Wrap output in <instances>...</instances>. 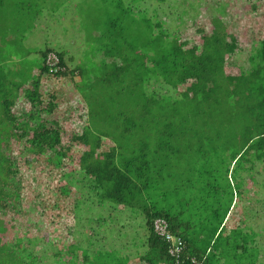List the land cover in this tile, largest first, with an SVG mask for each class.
I'll return each instance as SVG.
<instances>
[{
    "label": "trees",
    "instance_id": "1",
    "mask_svg": "<svg viewBox=\"0 0 264 264\" xmlns=\"http://www.w3.org/2000/svg\"><path fill=\"white\" fill-rule=\"evenodd\" d=\"M104 1L119 14L88 36L102 48L95 53L100 64L70 66L60 51L65 71L49 74L45 59L56 51L43 42L35 44L43 48L35 75L8 69L5 61L13 54L7 51L0 61V264H212L215 257L220 263L228 250L212 248L217 236L228 249L235 240L236 253L256 264L264 228L258 233L248 224L259 214L245 203L252 189L245 185L247 178L249 186L254 184L262 171L256 167L264 164V37L256 38L264 24L255 18L264 10L245 0L234 20L227 3L217 0L190 43L165 25L176 10L171 3L165 9L166 0H155L158 7L150 12L141 10L144 17L134 15V6L123 8L122 0ZM238 20L240 30L233 31ZM124 29L126 37L113 32ZM109 35L122 41L109 46ZM241 36L251 38L252 45L248 67L235 71L229 67L232 56L244 52ZM7 43L0 41V52ZM27 169L48 178L24 194L18 180ZM216 173L226 181L223 186ZM230 177L235 193L229 196ZM154 179L164 205L143 201L155 192ZM28 191L38 205L53 191L61 197L53 206L62 201L70 207L63 217L71 221L67 238L62 233L54 240L48 231L9 235V214L23 208ZM207 210L209 220L197 216ZM137 216L140 221H125ZM158 218L181 242L177 255L170 253L172 243L155 234ZM132 226L137 229L129 237L124 231Z\"/></svg>",
    "mask_w": 264,
    "mask_h": 264
},
{
    "label": "rangeland",
    "instance_id": "2",
    "mask_svg": "<svg viewBox=\"0 0 264 264\" xmlns=\"http://www.w3.org/2000/svg\"><path fill=\"white\" fill-rule=\"evenodd\" d=\"M122 2L123 8L128 7L133 9L134 6L135 9L133 10L137 13L134 15L139 17L147 16L146 14H143L141 10L147 8L150 12L152 6L158 7L157 4L154 5L155 0H135L132 5L125 4V0H122ZM217 2V0H166V3L164 4L165 9H167V4L171 3L176 6L177 11L174 10L175 14L170 17L169 21L165 25H167L168 29H174L180 33L184 41L192 43L196 41L198 37L196 28L204 27L205 22L210 20L212 16V7L216 6ZM222 2L227 3V15L234 20H236V18H234L236 15H240L242 13L241 6L246 3L245 0H222ZM255 2L257 6L264 10V0H255ZM0 4L2 7V9H0V41L3 44L8 42L4 49H2V52H0V61L3 56L6 55L4 51H7V55L13 54L12 60L9 62L5 61V64L8 69H20L19 73L23 76H28V71L32 75H35L41 70L42 62L36 54L43 48L39 49L35 46V44H40L41 42L50 45L51 48L57 52L61 51L65 53V61L70 66H76L78 64L85 65V63H87L88 66L85 65L86 69L93 68L97 65L99 60H101L99 55L102 48L98 47L95 39L89 38L88 36L99 33V31L95 29L96 26L106 28L108 25V16L115 17V15H113L115 14V11L119 14V10H117L116 7L115 11H113L111 1L107 4L104 1V4H102V0H0ZM263 15L264 11H260V17H255L261 26L264 24V20L262 18ZM92 17H94L95 20H91ZM160 17L164 18L163 15H160ZM250 17H254V14H250ZM194 19L195 21L193 23L192 21ZM241 21L238 20V25L234 24L233 31L240 30L239 25H241ZM93 30H96V34ZM113 32L120 34L123 37H126L128 34L125 29L122 30V32L115 30H113ZM262 32L264 31L261 30L260 34L256 36V38L260 37L262 39L264 37V34L261 35ZM244 34L245 31H243V36H245ZM60 35L62 36L60 37ZM114 37L117 36L115 35ZM116 41L121 42L122 39H114L111 35L106 37V43L109 46H112V44L114 45ZM239 45L244 52L240 55H233L231 59L232 63H230L229 67L230 69L233 68L235 71L238 69L236 66L239 67V65L245 68L248 67L247 57L249 55L250 46L252 45L251 38L241 36ZM95 53L99 55H95ZM67 55H69V57ZM68 58H71L72 60L69 61ZM232 64H234L235 67ZM234 70L233 73L235 72ZM106 126L108 127L109 125L107 124ZM256 169L262 171L260 172V175L255 178L254 184L250 183L251 186H249V180L247 178L245 187L252 189H247V194L245 196V200L247 202L245 203L249 204V206L254 205L251 207L252 212L259 214L253 218L250 217L247 220L248 224L253 226L255 231L260 233L262 231L259 229L264 228V186L261 185L264 183V164H258ZM35 173L37 172L32 169H27L24 174L22 173L19 175L18 181L24 189V194L29 185L37 184L42 178H48V176L44 174H41L42 176L38 178ZM190 176L192 179L197 177L192 172L190 173ZM215 176L219 177V184L223 186L226 181L223 180L221 174L216 173ZM211 181L212 180H209V184ZM45 182H43V185ZM151 184L155 189V192H153L154 195L152 193L149 194L150 197H142L143 201L146 202L148 198H151L154 203L164 205L165 202L161 200L163 197L159 196V194L161 195V190L158 189L160 187V183L157 179H154ZM228 185L230 196L231 192L235 193V183L231 177ZM43 187L40 188L42 193ZM184 192L185 190L181 191L182 194H184ZM192 192L193 190L190 193ZM52 193L53 191L50 193V198L44 200L42 205H38L39 201L36 200L33 203L31 200L34 193L32 191H28L25 195L27 200L23 201L21 204L23 208L13 214H9V217L14 219H12L9 223V235L16 236L18 234L21 236L25 234H35L41 236L48 231L54 240L62 233H64L67 238L68 235L65 232L67 228L65 227L66 225H71V221H68L63 217L69 213L68 209L70 207L67 206L65 208L62 201L56 206H53L54 201L57 199L60 200L61 197L59 195L56 197ZM240 197V201H242V196ZM66 201L70 202L71 199H67ZM142 205L144 206L143 202ZM191 205H193V203ZM212 207L213 205L207 209ZM190 212V214H193L194 210H191ZM210 212L211 210H207L203 213L199 211L197 212V216L199 217L200 215L203 220L208 217L209 220L211 216ZM119 217L127 216L126 214H121ZM236 219L237 218L234 217L232 218V221H235ZM128 220L125 218L127 223H131L136 220L140 221V217L137 216V219L129 218ZM15 225L16 230L13 229ZM120 225H122L121 222ZM136 229L137 228L133 229L132 226V229L126 228L124 233L126 232L125 235L128 234L130 237L132 235V230ZM142 233L143 230H141L138 234V237H142ZM67 242H70V240ZM208 243L211 244L210 240H208ZM213 243L214 247L212 246V248L216 249L221 246L223 250H226V252L228 250V252L222 258L220 263L216 261V257L212 258V264H250L248 255H240L239 253H236V247L239 244L235 240L231 243L230 249H228L225 244L223 237L218 238L217 236ZM129 252H131L130 249ZM256 255H259L256 260V264H264V259H259L260 257L262 258V255L264 256V249L261 250L259 254L256 253Z\"/></svg>",
    "mask_w": 264,
    "mask_h": 264
},
{
    "label": "built area",
    "instance_id": "3",
    "mask_svg": "<svg viewBox=\"0 0 264 264\" xmlns=\"http://www.w3.org/2000/svg\"><path fill=\"white\" fill-rule=\"evenodd\" d=\"M47 64L48 68L50 69V72H55L58 70V60L55 56L49 55L47 57ZM153 230L155 234H157L159 237H163L167 242H170L173 244V248L170 250V253L172 255H177L181 250V242L174 238L169 232H168V225L165 220L158 218L153 222Z\"/></svg>",
    "mask_w": 264,
    "mask_h": 264
},
{
    "label": "clouds",
    "instance_id": "4",
    "mask_svg": "<svg viewBox=\"0 0 264 264\" xmlns=\"http://www.w3.org/2000/svg\"><path fill=\"white\" fill-rule=\"evenodd\" d=\"M50 46V45H49ZM56 51V50H55ZM49 55H53V56H55L56 58H57V60H58V65H57V67H58V70L56 71V72H59L60 70L62 71V72H64L65 71V68H60V66H61V63H60V59H59V56H58V52L56 51V53L55 52H50V54ZM48 55V56H49ZM47 56V57H48ZM47 57H46V59H45V64H44V67L47 69V71H48V73L49 74H55V72H50V69L48 68L49 66H48V64H47ZM59 63H60V65H59ZM61 72V73H62Z\"/></svg>",
    "mask_w": 264,
    "mask_h": 264
},
{
    "label": "crops",
    "instance_id": "5",
    "mask_svg": "<svg viewBox=\"0 0 264 264\" xmlns=\"http://www.w3.org/2000/svg\"><path fill=\"white\" fill-rule=\"evenodd\" d=\"M62 35H64V34H62ZM62 35H60V37L62 36ZM44 44H46V43H44ZM40 45V44H39ZM50 48H51V46H49ZM63 51H64V49H63ZM67 52V51H66ZM40 54V52H38L36 55H37V57H38V55Z\"/></svg>",
    "mask_w": 264,
    "mask_h": 264
}]
</instances>
